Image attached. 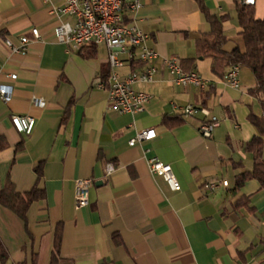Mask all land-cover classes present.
I'll return each mask as SVG.
<instances>
[{
  "label": "crops",
  "instance_id": "obj_1",
  "mask_svg": "<svg viewBox=\"0 0 264 264\" xmlns=\"http://www.w3.org/2000/svg\"><path fill=\"white\" fill-rule=\"evenodd\" d=\"M63 3L0 0V85L12 87L8 102L0 97V191L9 178L20 193L35 186L45 193L26 221L0 206L3 264H50L58 228L61 264H264V189L257 180L236 186V177L255 165L245 147L257 134L249 121L254 108L260 114V101L250 93L256 81L244 67L240 88H230L212 72L211 59L197 51L198 40L212 31L203 8L223 19V50H245L240 0H141L139 12L127 14L128 23L149 35L160 61L177 57L184 70L208 83L179 87L161 70L153 83L134 86L152 95L137 115L112 109L108 91L98 87L110 73L106 46H96V56L87 58L54 38L60 20L51 7ZM253 7L264 20V0ZM33 28L41 39L34 38ZM22 36L30 40L26 55L5 44ZM122 58L123 78L142 67L132 66L128 55ZM189 106L220 118L212 138L199 132L201 115L182 116ZM14 115L35 118L30 136L16 131ZM165 117L178 123L168 127ZM146 129H155L157 137L130 147ZM154 157L172 166L181 191L150 173L148 159ZM110 163L115 171L107 177ZM80 179L93 180L83 208L76 202ZM240 199L247 203L237 207Z\"/></svg>",
  "mask_w": 264,
  "mask_h": 264
},
{
  "label": "built area",
  "instance_id": "obj_2",
  "mask_svg": "<svg viewBox=\"0 0 264 264\" xmlns=\"http://www.w3.org/2000/svg\"><path fill=\"white\" fill-rule=\"evenodd\" d=\"M60 7H51V13L58 17L52 34L56 41L69 48L71 51H80L82 48L94 46H106L109 50L108 65L110 73L107 80L98 84L100 89L108 91V100L112 109L120 114L137 115L145 112L152 95L135 90L136 84H150L155 81V76L166 69L174 76V83L179 87L196 86L205 88L207 81L196 71L184 70L177 57L163 58L148 45L150 37L136 24L127 22V14H137L142 8L141 0H63ZM241 4L255 6L256 0H240ZM66 18V20L64 19ZM35 39H41V32L37 28L32 29ZM6 46L14 53L26 55L30 40L22 36L15 43L12 39L5 40ZM122 55H128L132 63L141 64V68L134 70L129 76L123 78L118 70L125 66L126 61ZM240 67L232 66L225 71L222 81L233 89L240 88ZM0 66V72H1ZM16 80L17 75L8 76ZM12 95V87L0 85V97L8 102ZM42 106L44 103L39 102ZM185 118L196 115L202 116L199 132L205 139H210L213 132L221 124L220 118L212 114L207 108L189 106L181 111ZM12 124L16 131L25 136H30L36 125L35 118L26 115L12 116ZM157 137L155 129H146L138 132L130 142V147L139 143L152 141ZM148 167L153 176L162 177L175 191H181V185L177 181L171 165L163 163L158 158L148 159ZM115 171L114 164H107L106 176H111ZM93 185V180L80 179L76 182V202L78 208L89 205L88 191ZM228 186V182H223ZM1 264V263H0Z\"/></svg>",
  "mask_w": 264,
  "mask_h": 264
},
{
  "label": "trees",
  "instance_id": "obj_3",
  "mask_svg": "<svg viewBox=\"0 0 264 264\" xmlns=\"http://www.w3.org/2000/svg\"><path fill=\"white\" fill-rule=\"evenodd\" d=\"M203 10L211 24L212 31L198 40L197 51L199 56L211 59L212 72L217 76L223 77L225 70L232 66L249 68L254 75L256 86L250 93L259 99L263 114L257 115L253 110L250 111L249 121L255 127L257 134L247 143L245 149L253 154L255 165L252 171L241 173L236 177V186L240 188L249 180H257L261 188L264 189V20L256 17L254 7L239 4L237 6L238 22L242 28L240 35L244 40L245 50L242 52L235 48L231 52H226L223 50V46L227 41L224 35L223 19L211 15L206 8H203ZM79 52L87 58H93L97 54V48L94 45H89ZM134 65L136 68L141 66L139 63H132V66ZM135 67L134 69H136ZM107 78V76H103L104 80H107ZM177 123V120L164 118V124L168 127H173ZM35 172L38 180L41 179L43 176L42 164L36 166ZM44 196V191L37 186L29 193H20L8 178L4 188L0 191V206L11 210L23 221H26L31 205L43 199ZM246 203L247 201L240 199L236 206L241 207ZM60 244L61 232L58 228L50 264H61ZM6 259L7 253L0 241L1 264Z\"/></svg>",
  "mask_w": 264,
  "mask_h": 264
},
{
  "label": "rangeland",
  "instance_id": "obj_4",
  "mask_svg": "<svg viewBox=\"0 0 264 264\" xmlns=\"http://www.w3.org/2000/svg\"><path fill=\"white\" fill-rule=\"evenodd\" d=\"M244 73V72H243ZM258 107H260L259 105H258ZM254 109H256V108H254ZM254 109H253V112L256 114V112L254 111ZM258 109V108H257ZM263 113H262V110H261V108H260V114H257V115H262Z\"/></svg>",
  "mask_w": 264,
  "mask_h": 264
}]
</instances>
